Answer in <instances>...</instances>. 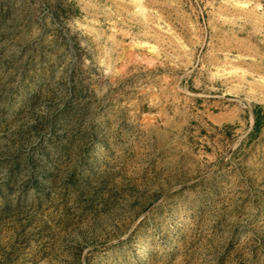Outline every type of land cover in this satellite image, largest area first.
Listing matches in <instances>:
<instances>
[{"label": "rangeland", "instance_id": "obj_1", "mask_svg": "<svg viewBox=\"0 0 264 264\" xmlns=\"http://www.w3.org/2000/svg\"><path fill=\"white\" fill-rule=\"evenodd\" d=\"M0 264H264V0H0Z\"/></svg>", "mask_w": 264, "mask_h": 264}, {"label": "bare ground", "instance_id": "obj_2", "mask_svg": "<svg viewBox=\"0 0 264 264\" xmlns=\"http://www.w3.org/2000/svg\"><path fill=\"white\" fill-rule=\"evenodd\" d=\"M14 107H15V105L12 108H14Z\"/></svg>", "mask_w": 264, "mask_h": 264}, {"label": "trees", "instance_id": "obj_3", "mask_svg": "<svg viewBox=\"0 0 264 264\" xmlns=\"http://www.w3.org/2000/svg\"><path fill=\"white\" fill-rule=\"evenodd\" d=\"M257 122V120H255V123Z\"/></svg>", "mask_w": 264, "mask_h": 264}]
</instances>
